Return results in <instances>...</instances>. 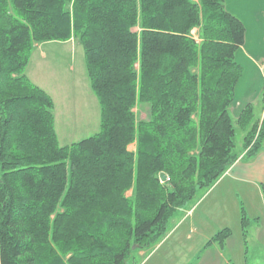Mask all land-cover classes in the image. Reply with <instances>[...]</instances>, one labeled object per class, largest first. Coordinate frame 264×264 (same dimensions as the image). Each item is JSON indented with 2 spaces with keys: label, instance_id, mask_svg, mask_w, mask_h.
Instances as JSON below:
<instances>
[{
  "label": "trees",
  "instance_id": "obj_1",
  "mask_svg": "<svg viewBox=\"0 0 264 264\" xmlns=\"http://www.w3.org/2000/svg\"><path fill=\"white\" fill-rule=\"evenodd\" d=\"M70 39L99 131L60 145L53 100L25 70L36 44ZM244 41L224 0H0V264H127L158 245L173 213L240 154L229 109ZM254 117L247 103L236 119L249 127L246 156L264 140V115ZM248 223L240 206L244 241ZM230 234L204 247L223 249Z\"/></svg>",
  "mask_w": 264,
  "mask_h": 264
},
{
  "label": "rangeland",
  "instance_id": "obj_2",
  "mask_svg": "<svg viewBox=\"0 0 264 264\" xmlns=\"http://www.w3.org/2000/svg\"><path fill=\"white\" fill-rule=\"evenodd\" d=\"M233 11L242 19L247 38L245 47L242 46L235 53V60L243 68V78H240L234 92V101L237 104L243 100V88L247 86V81L253 77L252 63L248 62L245 55L252 43L264 36V27L261 25L264 21H261L262 17L258 12V0H236ZM191 33L196 38L197 29L194 28ZM71 40L74 44L73 48L71 43L60 45L58 41L43 42L45 43L42 47L44 59L41 58V54L37 53L40 49H37L32 54L31 62H28L30 64L29 74L32 73L33 79L45 87L46 92L50 93L53 98L54 129L60 145L79 141L99 131L100 108L96 95L90 87L83 49L77 40L70 39L68 41ZM256 59L259 66L261 54H258ZM261 69L263 72L262 67ZM260 75L263 78L260 90L262 88L264 90V75L261 72ZM263 99L264 92L262 99L259 98L261 104H258L257 109L254 110L255 119L261 120L263 117H260L259 110L262 107ZM134 111L137 120H147L149 117V108L146 105L137 104ZM229 112L234 120V152H240L238 157L246 156L248 148L243 149V137L249 127L238 126L236 119L239 111L236 108L230 107ZM128 148L133 151L135 143H131ZM203 191L205 189L199 190L196 196H200ZM192 203L194 200L189 205ZM183 213L182 208L173 213L168 222V229L173 226L177 216H181ZM194 216H197V213ZM183 229V227L177 228L173 234L165 237L155 247L135 251L127 264H139L140 262L142 264H195L194 257L198 252L190 251L191 246L186 242L185 236H181Z\"/></svg>",
  "mask_w": 264,
  "mask_h": 264
},
{
  "label": "crops",
  "instance_id": "obj_3",
  "mask_svg": "<svg viewBox=\"0 0 264 264\" xmlns=\"http://www.w3.org/2000/svg\"><path fill=\"white\" fill-rule=\"evenodd\" d=\"M235 1L224 0V6L227 11L240 18L233 11ZM258 4L261 21H264V0H258ZM261 25L264 27V22ZM58 43L60 45L71 43V47H74L72 40ZM246 43L245 34L244 47ZM43 44L45 45V43H38L34 46L29 63L33 52L37 49H40L37 53L44 59ZM258 54H261L259 66L256 59ZM245 56L248 62L252 63L254 70L253 77L243 88V100L237 104L235 101L232 103L231 107L238 111L247 103H251L254 110L257 109L258 104H261L259 98L262 99L264 92L263 88L260 90L263 79L260 72L262 74L261 67L264 66V36L252 43ZM29 63L25 70L26 75L32 82L47 91L33 79L32 73V76L29 74ZM263 108L264 99L259 109L260 117L264 114ZM262 183H264V140L256 154L238 157L209 189L193 199L194 203L191 205L188 203L183 207L184 213L177 216L173 226L168 229L166 237L173 234L177 228L183 227L181 236H185L186 242L191 246L190 251L198 252L194 257L195 264H264V200L260 188ZM240 206L249 219L245 241L240 226ZM195 213L197 216H194ZM222 228L231 230L223 249L215 242L204 247L207 241Z\"/></svg>",
  "mask_w": 264,
  "mask_h": 264
},
{
  "label": "water",
  "instance_id": "obj_4",
  "mask_svg": "<svg viewBox=\"0 0 264 264\" xmlns=\"http://www.w3.org/2000/svg\"><path fill=\"white\" fill-rule=\"evenodd\" d=\"M159 178H160V180H161L162 182H164L165 180H167V176H166V174H165L164 172H161V173L159 174Z\"/></svg>",
  "mask_w": 264,
  "mask_h": 264
},
{
  "label": "built area",
  "instance_id": "obj_5",
  "mask_svg": "<svg viewBox=\"0 0 264 264\" xmlns=\"http://www.w3.org/2000/svg\"><path fill=\"white\" fill-rule=\"evenodd\" d=\"M262 68H263V72H262V73H263V75H264V66H262Z\"/></svg>",
  "mask_w": 264,
  "mask_h": 264
}]
</instances>
